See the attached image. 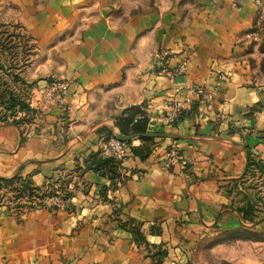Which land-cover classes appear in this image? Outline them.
Here are the masks:
<instances>
[{"label": "rangeland", "instance_id": "rangeland-1", "mask_svg": "<svg viewBox=\"0 0 264 264\" xmlns=\"http://www.w3.org/2000/svg\"><path fill=\"white\" fill-rule=\"evenodd\" d=\"M228 1L233 11L243 13L244 5L239 4V0ZM215 2L217 0H0V129L13 127L17 133V143L13 139L16 150L0 148V219H13L18 225H24L29 215L41 209L72 212L76 204L94 203L86 199L92 197L93 185L85 179L88 172L85 161L91 154L107 158L101 155L103 147L111 140H119L102 128L129 127L137 115L147 113L148 101L137 103L141 92L132 94L133 101L122 100L120 90L129 81L128 72L144 65L135 78L130 79L136 89L147 74L162 73L171 79L182 76L173 77V71L184 59L189 63L191 50L185 49L186 55L178 66L167 71L170 52L159 41V33L153 31L163 32L166 30L163 24L170 22L178 33L184 34L197 17L209 13ZM250 3L249 21L241 17L242 49L238 57H241V74L249 77L243 85L252 88L260 98L244 114L246 119L254 121L264 113V0H250ZM143 24L145 29L138 31V25ZM127 29L130 30L129 62L122 67L117 80L97 87L99 94L92 102L95 118L87 122L88 127H101L97 130L100 150L76 157L80 168L75 165L68 169L58 164L60 166L42 184L39 173L47 171L49 168L45 166L56 163L60 157L17 158L19 149L29 139L40 135L44 127L65 129L76 123V107L68 98L76 81L68 76L69 61L75 53L91 51L114 39L120 41L118 34ZM149 37L150 40L141 45L142 39ZM160 61L162 65L158 68ZM194 88L198 87L190 89ZM110 92L112 96H107ZM54 107H59L62 113L52 125L47 115ZM114 110H119V114L111 115ZM66 139L62 142L64 146ZM260 139L264 150V131ZM123 143L131 149L129 142ZM253 148L252 144L245 146L248 165L244 173L238 178H228L216 169H210L205 175L191 171L181 151L176 145L172 146L166 155L178 150L186 160L185 165L170 164L166 157L167 168L179 166L181 169L187 193L183 192L175 201H185V204L161 205V209L147 213L148 219L137 212H127L122 199L111 194L126 183L121 165L131 157L128 150L125 161L115 159L117 171L112 175L115 180L97 193L98 201L108 203L112 211L95 226L84 215L74 232L90 223L91 229L107 237L109 245L117 243L119 249L131 250L129 258L139 264H264V156L255 155ZM81 158L85 160L83 165H79ZM209 163L215 165L213 160ZM8 254V250L0 254L3 257L0 264L7 263Z\"/></svg>", "mask_w": 264, "mask_h": 264}, {"label": "crops", "instance_id": "crops-1", "mask_svg": "<svg viewBox=\"0 0 264 264\" xmlns=\"http://www.w3.org/2000/svg\"><path fill=\"white\" fill-rule=\"evenodd\" d=\"M239 4L244 5L243 13L233 11L228 0H217L209 8V13L197 17L184 34L178 33L174 23L170 22L163 24L166 28L163 32L153 31L159 33V41L170 52L166 61L167 71L178 66L186 55L183 52L185 49L191 50L187 74L176 79L162 73L147 74L136 89L130 79L135 78L144 65L139 66L137 71L128 72L129 81L120 90L124 96L122 100L133 101L135 97L132 94L141 92L137 103L145 99L148 101L147 118L137 123V115L133 119L137 124L130 123L129 127L102 128L116 137L123 135L130 138L131 157L121 165L127 177L126 183L111 192L112 196L122 199L127 212H137L148 219L147 213L161 209V205L185 204V201H175L183 192L187 193L181 169H178L179 166L166 167V153L172 146L176 145L181 151L191 171L202 175L216 169L222 176L240 177L248 165L247 144H252L254 154H262L263 158L260 137L264 131V113L254 121L244 117L247 108L255 105L260 98L252 88L243 85L249 77L243 76L240 69V27L241 17L249 21L251 3L250 0H239ZM171 27H174L173 30ZM143 29L144 24L141 27L138 25V31ZM129 31L127 29L118 34L120 41L114 39L91 51L75 53L69 61L68 76L76 81L68 98L76 107V123L65 129L44 127L42 133L29 139L16 156L60 157L56 163L45 166L49 168L47 171L39 173L42 184L60 166L58 164L68 169L75 168V165L80 168L76 157L100 150L101 138L97 130L101 127H88L87 122L95 118L93 103L99 94L97 87L117 80L122 67L129 62ZM148 40L150 37L143 38L141 45ZM161 65L162 61L157 64L158 68ZM192 86L200 88L201 92L190 93L191 103L184 107L176 122H164L169 114L166 103L184 101ZM107 96H112L111 92ZM119 112L111 111V115ZM61 113L59 107L51 109L47 115L48 122L56 124ZM16 135L13 127L1 128L0 148L16 150L17 144L13 147ZM64 138L68 140L66 147L62 144ZM83 160L81 158L79 165L84 164ZM210 160H213L214 166L209 165ZM87 171L85 179L93 185V192L92 197H83L94 201L93 204H76L72 212L41 209L29 215L24 225H18L13 219H8L9 222L6 218L0 219V254L4 250L9 251V261L5 257L6 264H123L124 261L139 264L129 258L131 250L119 249L117 243L109 245L107 237L99 230L91 229L90 223L74 232L84 215L95 226L112 211L108 203L98 201L97 195L103 187L111 185V180L99 172ZM2 258L0 256V261Z\"/></svg>", "mask_w": 264, "mask_h": 264}, {"label": "built area", "instance_id": "built-area-1", "mask_svg": "<svg viewBox=\"0 0 264 264\" xmlns=\"http://www.w3.org/2000/svg\"><path fill=\"white\" fill-rule=\"evenodd\" d=\"M188 71V61L184 59L179 67L173 71V77H178L180 75L185 74ZM201 90L199 88H194L189 90V94L186 95L184 101H177L172 105H167V109L169 110L168 117L166 121L169 123H174L177 121L178 117L180 116L181 111L184 107L191 103L190 93L198 94ZM147 118L146 115H139L138 120H143ZM128 146L126 143L120 142L119 140H111L110 143L105 145L102 149L101 155L107 158H114L119 161H125L128 156ZM168 161L170 164H175L180 162L182 165L186 164V160L180 154L178 150H172L168 155Z\"/></svg>", "mask_w": 264, "mask_h": 264}, {"label": "trees", "instance_id": "trees-1", "mask_svg": "<svg viewBox=\"0 0 264 264\" xmlns=\"http://www.w3.org/2000/svg\"><path fill=\"white\" fill-rule=\"evenodd\" d=\"M131 123L137 124L139 122L134 123L132 120ZM88 159L86 167L88 170L99 172L102 176L108 177L110 180H115V177L112 176L116 175L115 171H117V162L114 158H99V154H91Z\"/></svg>", "mask_w": 264, "mask_h": 264}, {"label": "water", "instance_id": "water-1", "mask_svg": "<svg viewBox=\"0 0 264 264\" xmlns=\"http://www.w3.org/2000/svg\"><path fill=\"white\" fill-rule=\"evenodd\" d=\"M118 139L122 142H129L130 141V138L129 137H126V136H123V135H119L118 136Z\"/></svg>", "mask_w": 264, "mask_h": 264}]
</instances>
